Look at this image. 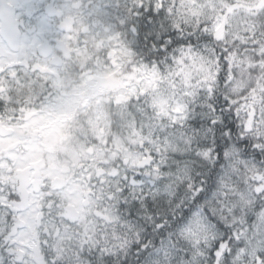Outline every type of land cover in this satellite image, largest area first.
I'll return each mask as SVG.
<instances>
[{
	"label": "snow or ice",
	"instance_id": "snow-or-ice-1",
	"mask_svg": "<svg viewBox=\"0 0 264 264\" xmlns=\"http://www.w3.org/2000/svg\"><path fill=\"white\" fill-rule=\"evenodd\" d=\"M87 5L86 15L113 21L149 62L203 68L211 61L222 70L201 80L193 112L139 108L140 152L128 165L109 167L91 146L68 148L66 158L86 163L67 191L60 190L67 159H41L28 141L0 149V264H264V0ZM79 7L0 0V45L18 44L27 67L39 70L56 59L66 10ZM180 8L193 18L211 9L215 36L204 24L174 27ZM229 26L231 39L223 35ZM9 72L0 65V113L7 110L5 85L21 82L22 72ZM51 85L59 88L60 79ZM113 119L129 117L117 111ZM68 144L48 145L49 157Z\"/></svg>",
	"mask_w": 264,
	"mask_h": 264
},
{
	"label": "clouds",
	"instance_id": "clouds-1",
	"mask_svg": "<svg viewBox=\"0 0 264 264\" xmlns=\"http://www.w3.org/2000/svg\"><path fill=\"white\" fill-rule=\"evenodd\" d=\"M87 6V4H82V7L76 8V14L83 12ZM214 15L215 13L211 9L205 8L193 18L190 13L180 8L176 10L171 19L174 21V27L179 29L183 25L185 32L189 28L196 31L201 24H204L208 29V34L214 37ZM231 31L232 28L229 26L228 29L223 30V35L231 39ZM111 39L114 43L108 55L112 57L115 54L114 58L110 59L111 75L118 83L108 96L107 107L112 113V117L117 111H122L127 114L129 119L119 123L112 119L108 131L102 137L90 132L89 136L81 139L80 134H77V131L73 129L71 144L73 150H82L86 145L91 146L96 150L98 160L108 164L109 167L113 164L122 167L128 165L133 157L140 152L136 137L139 108L144 106L153 110V105H156L171 110L182 105L187 107L189 112L195 111L203 94L201 80L209 72L218 74L222 70V65L207 61L203 68L194 67L191 62L181 67L175 62L166 63L163 60H157L155 57L149 62L147 60L148 53L141 55L131 47L134 39L130 38L126 31H121L120 28L116 27ZM125 48L132 54L129 55L125 52L123 50ZM22 51L18 44L5 41L0 45V65L10 70L9 75L11 72H22L27 66L23 62ZM49 70L52 80L62 79L59 65L52 64ZM188 77L191 79L189 80ZM49 88L51 91L43 100H40V104L47 101L48 105H63L69 109H76L75 123H79L81 127L87 125L88 120L91 119L89 108L92 105L89 103L90 98H85L78 91L79 85L74 84L72 87L62 85L56 88L49 84ZM118 97H125L126 99L118 102ZM95 103H99V101L97 100ZM36 110L42 111L39 105L36 106ZM93 140L98 141V143L92 144ZM196 146L194 144L193 148L195 149ZM61 156L62 159H67L63 172L67 183L60 185V190L67 191L80 181L83 175L81 168L84 167L86 159L72 163L70 157H65V153H62Z\"/></svg>",
	"mask_w": 264,
	"mask_h": 264
},
{
	"label": "rangeland",
	"instance_id": "rangeland-1",
	"mask_svg": "<svg viewBox=\"0 0 264 264\" xmlns=\"http://www.w3.org/2000/svg\"><path fill=\"white\" fill-rule=\"evenodd\" d=\"M66 15L73 16L71 8L66 10ZM69 46H71V35L66 34L60 48L58 49L60 51V55H62L59 56L64 59L65 63L71 55ZM42 65L43 66L40 67L42 69L40 73L44 77L43 82L49 86V84L52 82L49 65L43 61ZM27 68L29 67L25 66L24 69ZM63 73L64 72L60 68V75H63ZM109 78L110 77H108V75L100 73L95 78L87 76L81 79V82H79L80 84H75L79 85L78 91H80L82 96L85 98H90L89 103L92 105V107L89 108L91 119L88 120L87 125L84 127H81L79 123H75L76 109H69L63 105H56L54 106L55 111L53 112V105H48L47 101H45L44 104H40V100H43V97H40L37 101L28 100L25 104H22V108L32 110L29 111L34 116L32 125L40 126V128L37 129V131L18 130L16 134L10 138H0V149H2L4 152H8L19 147L23 141H28L40 153L41 159L50 158L55 162L56 165L63 164L61 154L64 153L68 148H72V144L61 147L59 151H53L50 157L48 155L47 146L58 145L65 140L71 141L73 139V129L77 131V134L83 133L80 135L81 139L84 138V134H87V132L95 133L101 137L104 135L106 126L108 125L105 94L106 90L111 87L110 81H108ZM44 85L45 84H41V86ZM60 85L72 87L74 83L65 81L62 78L60 80ZM97 100L99 103H95ZM30 101H32V106ZM37 105H39L42 111L36 110ZM85 106L87 107L88 105ZM101 129H103V131H101Z\"/></svg>",
	"mask_w": 264,
	"mask_h": 264
},
{
	"label": "trees",
	"instance_id": "trees-1",
	"mask_svg": "<svg viewBox=\"0 0 264 264\" xmlns=\"http://www.w3.org/2000/svg\"><path fill=\"white\" fill-rule=\"evenodd\" d=\"M90 0H68L66 3H75L77 5L88 4ZM73 15L77 19L76 30L71 35V46L69 50L71 51L70 58L67 60L64 66V73L62 78L65 81L72 82L74 84L81 82V79L85 77H97L100 73L108 75L110 77V88L106 90V109L108 113V125L106 126L105 133L108 131V126L113 119L112 113L107 107L108 96L111 94V91L114 90L117 86V81L111 75L110 59H113L115 54L112 57H109V50L113 47V40L111 37L114 35L116 30V24L113 21L101 19L99 17L92 18L81 12L76 14V8H71ZM23 70L22 76H28L34 78L32 87L35 88L40 94L47 95L50 91L49 86L43 82V76L37 70L31 68ZM38 80V81H36ZM36 81V82H35ZM23 83L16 85L10 84L11 95L10 99L7 101V108L12 107V100H15V103L19 105V108L23 107L22 98L20 93L22 91L21 87ZM41 84H45L41 86ZM80 84V83H79ZM40 87V90H39ZM43 88V89H42ZM27 91V90H26ZM44 99V97H43ZM104 133V134H105ZM83 133H80V135ZM90 132L84 134L89 136Z\"/></svg>",
	"mask_w": 264,
	"mask_h": 264
},
{
	"label": "flooded vegetation",
	"instance_id": "flooded-vegetation-1",
	"mask_svg": "<svg viewBox=\"0 0 264 264\" xmlns=\"http://www.w3.org/2000/svg\"><path fill=\"white\" fill-rule=\"evenodd\" d=\"M67 1L68 0H66V2ZM53 55L59 56L60 51L59 50L55 51ZM47 64L49 65V68H50V65H52L50 61H48ZM32 68L37 70L36 67H32ZM24 70L27 71L26 69ZM39 71H42V69L40 68ZM20 81L21 83H23L21 87H19L22 91V94L20 93V96L22 98L21 99L22 104H25L26 101L28 100L37 101L38 98H40V96L43 95V94H40V92H38L35 88L32 87V84H34L32 83L34 81V78L22 76L20 77ZM9 90H11L10 84H6L5 85L6 100L10 99V95H8ZM45 96L47 95H44L43 97ZM32 101H30L31 106H32V103H31ZM29 111H32V110L21 107V108H7L6 112L0 113V130H2V132H5L7 134V135H3L0 132V138L1 139L10 138L14 136L18 130L37 131V129H39L40 126L32 125L34 116Z\"/></svg>",
	"mask_w": 264,
	"mask_h": 264
},
{
	"label": "water",
	"instance_id": "water-1",
	"mask_svg": "<svg viewBox=\"0 0 264 264\" xmlns=\"http://www.w3.org/2000/svg\"><path fill=\"white\" fill-rule=\"evenodd\" d=\"M74 25H75V20L71 19V18H68V23L66 25L67 33L73 32ZM52 63L55 64V65H59L60 66L62 64V60L59 57H56V59L54 61H52ZM1 133L5 134V132H1Z\"/></svg>",
	"mask_w": 264,
	"mask_h": 264
}]
</instances>
